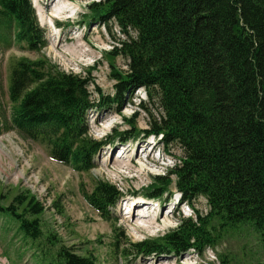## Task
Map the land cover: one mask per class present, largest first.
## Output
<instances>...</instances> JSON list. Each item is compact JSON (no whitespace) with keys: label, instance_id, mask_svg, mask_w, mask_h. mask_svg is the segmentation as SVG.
<instances>
[{"label":"trees","instance_id":"1","mask_svg":"<svg viewBox=\"0 0 264 264\" xmlns=\"http://www.w3.org/2000/svg\"><path fill=\"white\" fill-rule=\"evenodd\" d=\"M90 9L94 20L112 19L123 33L136 34L122 41L119 52H108L128 61L126 70L111 72L114 93L96 89L94 98L90 79L47 58L13 56L11 127L24 139L45 141L55 161L89 172L104 146L141 134L114 129L95 139L89 114L113 107L121 112L135 90H154L163 116L145 132L160 136L165 145L177 142L184 156L167 178L153 177L146 196L167 198L173 183L189 204L203 196L208 212L201 216L195 210L165 234L134 242L111 211L122 197L120 189L97 179L88 192L80 183L86 202L111 224L112 250L123 259L201 253L216 244L220 229L241 223H251L264 245V0H101ZM14 43L34 52L47 45L30 0H0V52ZM123 119L134 128L132 117ZM52 206L63 215L60 199ZM44 210L43 202L24 189L0 207V217L13 220L35 243L40 264H98L91 251L77 253L62 243L44 225Z\"/></svg>","mask_w":264,"mask_h":264},{"label":"rangeland","instance_id":"2","mask_svg":"<svg viewBox=\"0 0 264 264\" xmlns=\"http://www.w3.org/2000/svg\"><path fill=\"white\" fill-rule=\"evenodd\" d=\"M98 1L31 0L45 31L46 47L34 52L22 44H14L0 52V207L7 206L18 190L28 189L46 206L42 215L44 225L53 228L62 241L78 253L85 249L91 251L98 264H221V260L232 264H264V245L251 223L220 229L216 244L201 253L191 250L179 257L150 253L138 258L131 254L127 260L116 257L110 241L111 224L86 202L80 192V183L90 192L94 181L102 179L122 191V198L111 211L118 218L117 227H123L126 237L134 242L165 234L178 226L179 218L194 216V210L201 216L208 212L203 196L193 199L190 207H180L173 183L169 201V196L158 201L146 196L153 177L164 175L167 178L184 156L177 142L162 145L159 137L145 132L155 127L163 116L156 91L135 90L131 98L124 101L121 112L113 107L89 114L90 134L96 139H104L114 129L141 132L123 142V146L120 139L104 146L89 172H77L55 161L45 141L24 139L11 127L8 84L13 56L47 58L61 70L90 79L89 90L94 98H97L96 89L104 95L114 93L115 80L111 72L113 69L126 70L128 61L122 55L110 57L108 52H119L122 41L136 34L132 30L123 33L114 20L103 23L90 19V5ZM38 10L44 12L46 24L40 23ZM54 12L61 13L52 17ZM80 46L84 53L72 54L67 50ZM125 117H132L133 129L124 121ZM121 148L126 152L117 157ZM134 154L136 158L129 162ZM170 179L174 180V176ZM55 199L61 200L63 215L52 206ZM138 201L140 205L146 204L147 209L141 212L135 208L132 218V202ZM173 204L177 207L172 208ZM137 213L145 217L136 216ZM40 254L17 232L14 222L0 218V264H40Z\"/></svg>","mask_w":264,"mask_h":264},{"label":"bare ground","instance_id":"3","mask_svg":"<svg viewBox=\"0 0 264 264\" xmlns=\"http://www.w3.org/2000/svg\"><path fill=\"white\" fill-rule=\"evenodd\" d=\"M37 1H39V0H37ZM48 3V2H47ZM48 4H51V3H48ZM62 12H64V11H62ZM61 13V12H60ZM60 13H52L51 15H52V17H58L59 15H60ZM37 14H38V16H39V19H40V23L41 24H46V18H45V16H44V12L42 11V10H38V12H37ZM15 44V43H14ZM67 50H68V52H70V53H72V54H78V53H84L85 51L84 50H82L81 49V46L80 47H78V49H73V48H67ZM139 89H142V88H139ZM138 90V89H137ZM134 93V92H133ZM126 152V150H123V152L121 153V156L124 154ZM136 156H137V154H134L132 157H130L129 158V162H133L134 161V159L136 158ZM146 157L148 158L149 157V154H147L146 155ZM144 207H146L147 208V206H146V204H144ZM140 209V201H138V202H132V205H131V208H130V213H131V215H132V218H133V216H134V209ZM140 216V217H145V215H143V214H139V213H137L136 214V216Z\"/></svg>","mask_w":264,"mask_h":264}]
</instances>
